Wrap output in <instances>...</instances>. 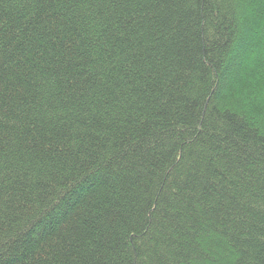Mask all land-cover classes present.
Wrapping results in <instances>:
<instances>
[{
  "label": "trees",
  "instance_id": "obj_1",
  "mask_svg": "<svg viewBox=\"0 0 264 264\" xmlns=\"http://www.w3.org/2000/svg\"><path fill=\"white\" fill-rule=\"evenodd\" d=\"M0 264H264V0H0Z\"/></svg>",
  "mask_w": 264,
  "mask_h": 264
}]
</instances>
